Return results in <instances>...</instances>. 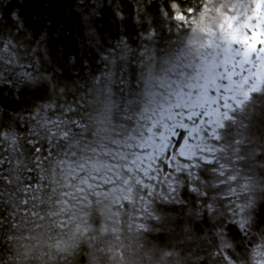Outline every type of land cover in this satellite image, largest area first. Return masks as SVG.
<instances>
[{"label": "trees", "instance_id": "1", "mask_svg": "<svg viewBox=\"0 0 264 264\" xmlns=\"http://www.w3.org/2000/svg\"><path fill=\"white\" fill-rule=\"evenodd\" d=\"M216 1L181 0L182 8L174 4L177 15L180 12L187 13L189 8L200 9L186 15L181 24L179 20L163 14L165 0H157L152 4L149 14L145 17L146 20L152 21L151 23H135L133 4L130 0H121L123 11L128 18L126 26H118L111 10L105 8L103 18L98 22L93 21L97 36L89 45L83 35V27L78 26L79 18L75 6L71 18L63 14L65 3L58 2L55 7L48 9V19L53 20V24L48 25L45 19L36 18L42 11L40 3L36 0L31 3H22V0L21 3L17 0H0V43L3 44L0 48V68L5 72L6 80L16 82L0 84V106L3 108L0 111V123L17 126L15 130L20 135L26 137L34 134L40 141L47 142L51 139L49 133L56 130L54 126H48V118L56 119L62 115V108L74 106V118L82 122L78 133L79 154L77 160L64 162L63 171L66 182L68 176L75 179L81 171L86 173L73 185L78 194L82 195L81 199L68 202L62 193L58 200L53 201L45 197L28 208H24L22 203L15 210L8 204L0 205V264H94V256H98L100 264H139L136 262L137 258L146 259L140 256L135 243L143 239L146 243H143L145 247L142 253L144 251L147 256H152L150 263L146 260L143 264H225V259L227 264H249L250 253L244 239L235 230L230 234L225 233V240L232 248L223 249L217 232L224 230L225 222L229 219L228 197L232 189L228 190L225 180L236 184L232 179H228V175L238 178L245 176L253 179L256 187L259 186L248 199L254 200L258 206L255 227L264 230V155H260V152L264 151V105L261 111L252 114L250 121L248 117H240L239 126H234L233 131H229L230 126H225V129L221 128L219 131L220 139L215 143L218 148L215 156L218 170L225 175L222 179L215 171L210 170L207 173L214 179L212 184L221 185L212 190V195L216 196V211L211 216L197 214L204 213V208L196 203L192 193L184 197L183 204L166 203L156 197L142 201L138 196L142 195L143 189L138 193L134 188L135 184L131 186L133 191L130 195L126 192L123 194L122 197L127 198L121 203L122 206H116L112 204V171L90 173V170L95 172L91 167L93 163L112 168V150L120 142L134 138V134L139 133L142 127L137 126L135 120L144 98V81L139 84V94L134 98L131 108L127 103L133 102L134 99L128 93L124 94L127 84L120 77L124 73L112 72V89L104 90L115 102L118 98L119 103L128 100L119 107L118 112L108 114L99 102L92 110L84 106L89 98L88 91L98 86V82L104 78V73L112 70L113 66L124 63L119 59L123 44L121 37L125 38L124 46L130 47L132 51L141 48L142 60L147 58L154 63V66L148 69L157 73L164 64L180 59L183 53L188 54L191 50L196 52V48L212 42L208 29L207 33L198 34L200 28L198 29L196 24L212 6L216 7ZM226 9L223 11L225 14L218 16L216 21L219 23L221 18L234 16L231 15L230 8L228 12ZM206 10L208 12L205 13ZM213 15L214 12H211L209 16ZM20 16L25 21L23 29L17 27ZM208 23L209 20L204 26ZM57 25H61L63 30L57 31ZM44 28L48 29V35L46 40L42 41L41 31ZM200 35L202 36L199 37ZM214 36L222 34L214 31ZM175 38L180 39L178 46L170 52L163 51L160 44L171 39L174 42ZM194 39L197 41L190 49ZM183 49L185 50L181 54ZM73 54L79 56L76 63L68 60ZM121 56L128 57L127 54ZM131 61L134 63L133 59ZM25 68H30L34 76L39 77L37 83L19 80V75ZM128 75H131L130 72ZM17 87L20 88L19 92L16 91ZM261 96L264 94H257L251 105L257 103ZM49 98L50 102L57 106L54 110L44 107ZM124 106L127 107L126 110H123ZM95 109L97 110L94 111ZM235 111L236 115L232 118L237 117V113L242 115V111L244 112L242 108ZM20 112L26 116L35 112L36 117L29 121H40L41 126H27L23 120L17 121L16 116ZM222 135L229 143L223 141ZM237 137L243 141L239 153L234 144ZM253 137L258 140V146L254 145V161L247 157L253 149L250 140ZM139 139L134 140L135 144ZM135 144L132 142L131 148L134 149ZM124 145L118 157L126 153ZM77 164L79 167H76ZM92 176L98 179L97 190L100 196L94 197L90 194L89 200L93 205L79 208L85 200L80 185L83 183L88 186L87 182ZM119 176L121 179L117 180L118 184L123 179L131 180L130 176ZM32 181L35 183V175ZM114 187L117 188L118 185ZM236 191L238 198L243 201L237 189ZM128 198L130 200L126 201ZM135 199H138L137 204ZM126 209L127 212H124ZM112 224L118 228V232L113 236L120 237L116 246V252L120 254L119 260L114 258L112 252Z\"/></svg>", "mask_w": 264, "mask_h": 264}, {"label": "snow or ice", "instance_id": "2", "mask_svg": "<svg viewBox=\"0 0 264 264\" xmlns=\"http://www.w3.org/2000/svg\"><path fill=\"white\" fill-rule=\"evenodd\" d=\"M17 2L21 3V0ZM31 2L32 0H22V3ZM36 2L40 3L42 9L36 18L45 19L48 25L53 24V20L48 19V9L55 7L58 2L65 3L63 14L71 18L75 6L79 18L78 26L83 27V35L89 45L97 36L93 21L98 22L103 18L105 8L111 10L114 22L118 26L125 27L127 24L128 18L123 11L121 0H36ZM130 2L133 4L135 23L152 22L145 17L157 0ZM174 4L183 7L181 0H165L163 14L179 20L181 24L186 15L200 10L189 8L187 13L180 12L177 15L173 8ZM18 19L20 23L17 27L23 29L24 18L20 16ZM240 20L239 15L225 17L220 24L221 30L225 33L223 43L216 46L217 54L208 58L211 63H206L205 71L194 81L195 86L191 93L180 95L168 109H158L153 117L155 127L152 128L151 135L148 131H143L142 135L135 133L134 135L140 138V144H136L133 151L124 153L116 161L120 164L121 173L131 177V183L136 185V191L140 193L143 189L138 199L143 201L145 198L156 197L166 203L183 204L184 197L192 193L196 203L204 208V213L198 212V215L211 216L215 213L216 196L212 195V190L218 189L221 185L212 184L207 173L210 170L215 171L222 179L225 174L218 170L215 156L217 149L212 146L220 139L219 131L222 127L218 126L219 122L213 119V116L219 115L222 120L231 119L236 115L235 109L239 107L244 110L250 121L252 114L248 113L249 105L257 94H264V86L260 84V81L264 80V0H255L251 14H245L243 20L237 23ZM62 30V26L57 25V31ZM47 35L48 29H42L41 40H46ZM124 41L125 38L121 37V42ZM2 47L3 44L0 43V48ZM78 59L79 56L76 54L68 57L71 63H76ZM19 80L37 83L39 77L34 76L30 68H25L20 73ZM5 83L16 82L6 80V74L0 68V84ZM16 91L19 92L20 88L17 87ZM184 93H189L187 87L184 88ZM16 99L18 100L19 96ZM44 107L54 110L57 106L53 105L49 98ZM2 110L0 106V111ZM61 112L62 115L53 121L56 130L49 133L51 139L47 142L40 141L34 134L26 137L20 135L15 130L17 126L0 123V205L8 204L15 210L22 203L24 208H28L45 197L53 201L58 200L62 193L68 202L82 198L73 185L86 173L81 171L75 179L68 176L66 182L63 171L65 161L77 160L79 125L82 122L74 118L75 107L72 105L65 106ZM34 117L35 112L27 116L20 112L17 113L16 119L32 120ZM201 133L205 139H201ZM133 143L135 144L134 140ZM234 144L239 153L243 141L237 137ZM260 155H264V151H261ZM125 164H129V167L125 168ZM76 167H79V164ZM33 175L35 183L32 181ZM111 179L114 180L116 177L111 176ZM231 179L235 182L239 178L233 176ZM80 189L86 194L83 183ZM246 189L247 184L242 185L241 191ZM228 199L229 219L225 222L224 230L217 232L222 248H232L225 240V233L230 234L235 230L249 249V264H264V230L255 227L258 207L256 202L254 200L239 202L234 188Z\"/></svg>", "mask_w": 264, "mask_h": 264}, {"label": "rangeland", "instance_id": "3", "mask_svg": "<svg viewBox=\"0 0 264 264\" xmlns=\"http://www.w3.org/2000/svg\"><path fill=\"white\" fill-rule=\"evenodd\" d=\"M230 2V3H229ZM227 4L229 5L227 7ZM255 4V0H235V2L233 3L232 0H217L216 1V7L212 6L211 10L208 12V10L205 11L208 12L204 17H202L198 22H197V28L200 30L198 34H203V33H207V29H208V33L209 35H211V43L208 44H204L203 46H200L197 49L196 52H194V50H191L190 52H188V54L185 52L183 53V51L186 49H183L181 54L182 57L178 60H171V62L164 64L159 71H157V73L150 72V70L148 69V67L154 66V63L150 62L147 58L142 60V51L141 48L138 49H132L130 47H125L124 43L121 44L122 47L120 50V55H119V59H122L124 61L123 64H117L115 66L112 67V70L110 71H106L104 73V78H102L99 82H98V86L95 89H90L88 91V96L89 98L87 99V101L85 102V107H87L89 110H92L96 103L99 102L100 106H103L102 108L104 109V111H106L108 114H112V112L114 113L115 111L118 112V109L120 106H122L123 104H126V102L128 100H125L121 103H119L120 98L117 99V101H114V98L111 97L109 95V93L107 91H104L105 89H112V72H116V73H124V75H121L120 77L124 79V81L126 82V92L124 94H129V96L131 98H136L138 96V88L140 87V83H143V87H144V98L138 108V112L136 114V120H135V124L137 126H142L140 128V134H143V131H148L149 135H151L152 132V128L155 127V122L153 117L155 116L156 112L158 109H168L172 106L173 101L177 100L179 98L180 95H188L191 93L192 88L195 86L194 81L198 80L200 78V74L202 72L205 71V65L206 63H211V61L208 59L209 57H214L217 54V45L218 44H222L223 40L225 38V33L224 31L221 30L220 28V24L221 22L225 19V18H221V22L219 23L217 20L218 16H221L223 14H225L224 9H226L225 7H227V9L225 11L228 12L229 8L231 11V15L237 16L239 15L241 18V21L244 18L245 14H251L252 9L254 7ZM248 10H251L248 12ZM211 12H214L213 16H209ZM222 12V13H221ZM232 16V17H234ZM209 20V23L207 26H204L205 23ZM237 23H240V21H237ZM204 26V28H203ZM214 31L216 32H220L222 34V36H214ZM177 34V33H176ZM178 36H180V34L178 33ZM202 35H200L199 37H201ZM189 41V39H188ZM197 39H194V41L192 42V46L190 47V49H192L195 45L194 42H196ZM180 42V39H176L173 42V39H171V41L167 42V43H161L160 47L163 48L165 52H170L171 50H174L175 47L178 46ZM226 46V45H225ZM241 48L243 46H240ZM166 48V49H165ZM239 50V49H237ZM153 51L150 50L149 53H151ZM121 54H127L128 57L127 58H123L121 56ZM191 55V58L188 59V57ZM241 58L243 59V54H241ZM131 59L134 60V63H132ZM128 72H130L131 75H128ZM150 72V73H149ZM145 77H147V79L145 80ZM115 81V79H114ZM115 84V82H114ZM261 86H264V80L260 81ZM187 87L189 89V93H184V88ZM134 101L127 103V105L129 107H133L134 105ZM104 102V103H103ZM261 102H264V96H261L258 98L257 103L253 104L250 106L248 113L250 114H256L259 111L262 110V107L264 104H262ZM217 108L219 109V105L217 106ZM239 107H237L236 109H238ZM63 109V108H62ZM127 107L124 106L123 110H126ZM235 109V110H236ZM97 109H95L94 111H96ZM61 112V110H60ZM236 112V111H235ZM243 118V117H248L247 115H244V112L242 111V115H240L239 113H237V117L232 118V119H227V120H222L220 118L219 115H214L213 119L217 120L219 122L218 126L221 128H227V126H230L229 131H233L234 126H239V119ZM55 119L52 118H48L49 124L48 126H54L53 125V121ZM246 121V120H243ZM23 122H26L27 126H41V122L40 121H29V120H23ZM187 127V126H185ZM224 128V129H225ZM220 136V134H219ZM223 141L226 143H229V140H227L226 138L223 137V135L221 136ZM139 139V136H135L134 138H128L127 140H125V142H120L119 145L112 150V168L109 166H105V165H101L98 163H93V165H91V167L93 168V170H95V172H93L92 170H90V173L94 174L97 173L98 171H102V170H110V172L112 171V176H115L116 179H112V204H115L116 206L121 205V203H124V199L127 198H123V194L126 192L130 195V193H132L133 189H131L132 183L131 180H122V182L120 184L117 183V180L121 179V176H119V174H122L120 171V164L116 163V161L119 159L118 154L120 153L122 147L124 144V148L126 152H131L135 149L131 148L132 147V142L133 140ZM201 139H205L203 138V135L201 133ZM251 143L253 145V149L248 153V159L254 161L255 157H256V151L254 148L255 146H258V140L256 137L250 138ZM140 139L136 142V144H140ZM131 143V144H128ZM135 144V145H136ZM131 145V146H130ZM214 148L217 149V145H212ZM132 149V150H131ZM131 150V151H130ZM216 151V152H217ZM215 152V153H216ZM253 153H255V155H253ZM219 154H221V149ZM124 155V154H123ZM122 156V155H121ZM131 163V161H129V164ZM129 164H125V168L129 167ZM259 167H261V165H258ZM91 168V169H92ZM231 175H228V179H231ZM210 178V182H212L214 179ZM226 181V185L228 187V190L231 189H237L238 190V194H240L241 198L243 199L244 202H246L247 200H249V195L251 196L254 191L255 188L258 189L259 186L256 187V182L253 179L247 178V177H241L239 178L236 182V184H232L229 181ZM88 186H86L85 184V190H86V194H85V200L82 203V205L78 206L79 208H87L91 205H93L92 203H90L89 200V196L90 194H92L94 197H99L100 196V192L97 190L99 189L98 186V179L95 177H89V182H87ZM247 184V189L244 191H241L242 185ZM114 185H118V187H114ZM136 186V185H135ZM134 186V188L136 189V187ZM124 187H126L124 189ZM95 189V190H94ZM221 197H219L220 199ZM130 198H128L126 201H129ZM136 203L138 202V199H135ZM241 199H239V202H243ZM109 204V201H108ZM127 212V209L124 211ZM121 223V222H118ZM118 232V228L117 226L112 224V252L114 253V258L116 260H119L118 257L120 256L119 253L116 252V246H117V242L120 240V237L116 238L113 235L115 233ZM121 234V233H120ZM146 243L145 240L143 239L142 241L139 240L135 243L136 248L138 253L140 254V256L144 259H146L149 263L152 261V256H147L145 254V252L143 251L142 253V249L145 247L144 244ZM92 249V248H91ZM92 252H94L92 250ZM138 254V255H139ZM123 256H126L125 254H122ZM94 256V254H93ZM140 258V257H139ZM137 258L136 262L139 264H143V262H145L146 260H141ZM126 262L129 263V260L126 259ZM94 264H100L98 262V256H94ZM157 264H163V262L157 263Z\"/></svg>", "mask_w": 264, "mask_h": 264}]
</instances>
